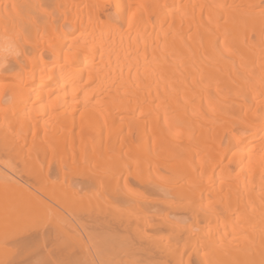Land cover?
I'll use <instances>...</instances> for the list:
<instances>
[{"label": "bare ground", "instance_id": "6f19581e", "mask_svg": "<svg viewBox=\"0 0 264 264\" xmlns=\"http://www.w3.org/2000/svg\"><path fill=\"white\" fill-rule=\"evenodd\" d=\"M0 264H264V0H0Z\"/></svg>", "mask_w": 264, "mask_h": 264}, {"label": "rangeland", "instance_id": "374dc122", "mask_svg": "<svg viewBox=\"0 0 264 264\" xmlns=\"http://www.w3.org/2000/svg\"><path fill=\"white\" fill-rule=\"evenodd\" d=\"M62 3H63V2H61V4H62ZM106 3H107V2H106ZM106 3L104 2V4H102V5H103L104 7H106V6L108 7L109 5H108V4L106 5ZM102 8H103V7H102ZM102 8L100 7L99 9H102Z\"/></svg>", "mask_w": 264, "mask_h": 264}]
</instances>
